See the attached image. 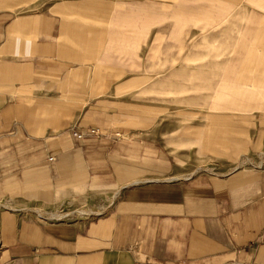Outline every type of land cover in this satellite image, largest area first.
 Listing matches in <instances>:
<instances>
[{
    "label": "crops",
    "instance_id": "crops-1",
    "mask_svg": "<svg viewBox=\"0 0 264 264\" xmlns=\"http://www.w3.org/2000/svg\"><path fill=\"white\" fill-rule=\"evenodd\" d=\"M75 2L0 0V264H264V165L185 176L156 111L104 95Z\"/></svg>",
    "mask_w": 264,
    "mask_h": 264
},
{
    "label": "rangeland",
    "instance_id": "rangeland-1",
    "mask_svg": "<svg viewBox=\"0 0 264 264\" xmlns=\"http://www.w3.org/2000/svg\"><path fill=\"white\" fill-rule=\"evenodd\" d=\"M88 1L72 7L94 30L104 95L155 110L148 137L172 141L185 176L264 165V0H101L85 19ZM30 210L45 222L91 212Z\"/></svg>",
    "mask_w": 264,
    "mask_h": 264
},
{
    "label": "built area",
    "instance_id": "built-area-1",
    "mask_svg": "<svg viewBox=\"0 0 264 264\" xmlns=\"http://www.w3.org/2000/svg\"><path fill=\"white\" fill-rule=\"evenodd\" d=\"M91 133H92V134H97L96 131H92ZM74 136L77 137V138H82V137H83V135L80 134V133H75Z\"/></svg>",
    "mask_w": 264,
    "mask_h": 264
},
{
    "label": "bare ground",
    "instance_id": "bare-ground-1",
    "mask_svg": "<svg viewBox=\"0 0 264 264\" xmlns=\"http://www.w3.org/2000/svg\"><path fill=\"white\" fill-rule=\"evenodd\" d=\"M34 211V210H33Z\"/></svg>",
    "mask_w": 264,
    "mask_h": 264
}]
</instances>
